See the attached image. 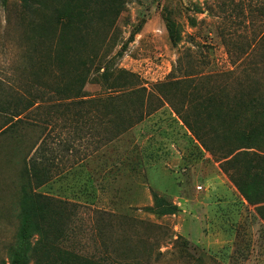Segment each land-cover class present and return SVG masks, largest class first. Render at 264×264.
Segmentation results:
<instances>
[{
	"label": "rangeland",
	"instance_id": "rangeland-1",
	"mask_svg": "<svg viewBox=\"0 0 264 264\" xmlns=\"http://www.w3.org/2000/svg\"><path fill=\"white\" fill-rule=\"evenodd\" d=\"M55 2L62 9L79 12L75 21L89 27V34L83 36L87 44L82 54L87 60L83 66L90 67L91 75L83 86L89 97L103 93V70L94 72L99 57L107 53L98 43L103 36L108 38V46L112 40L115 45L108 58L120 51L110 68L130 73L133 88L148 93H156L154 85L185 73L214 75L236 69L238 76L239 65H247L248 59L259 61L257 77L264 82V47L260 45L264 0ZM23 21L27 20L16 0H0V84L31 88L42 100H55L53 80L39 76L32 81L21 76L26 54L36 44L23 30ZM170 24L180 37L176 46L170 41ZM55 49L54 45L46 50L52 59ZM96 49L98 57L90 65L88 57ZM39 51L36 55L42 56ZM109 77L120 87L129 84L122 75ZM150 103V107H158L154 99ZM41 106L24 118L41 122L47 115L51 117L49 103ZM61 111L48 119L47 126L40 123L41 129L23 125L19 130L26 143L41 138V153L49 150V162L58 167L52 168L56 175L37 193L132 219V227L114 230V239L119 246L128 240L134 247V264H264V223L255 207L240 195L167 104L104 147L98 143L101 130L97 122L90 123L93 129L88 130L83 123L74 125L72 114ZM2 123L0 117V126ZM61 141L70 146L69 151L57 145ZM10 150L7 136H1L0 264L7 261V249L15 244L18 228L21 163L18 156L8 162L6 152ZM73 160L81 162L69 168ZM153 195L168 206L154 208ZM83 213L90 224L86 210ZM85 230L78 240L81 251L89 254L95 248L90 226Z\"/></svg>",
	"mask_w": 264,
	"mask_h": 264
},
{
	"label": "trees",
	"instance_id": "trees-1",
	"mask_svg": "<svg viewBox=\"0 0 264 264\" xmlns=\"http://www.w3.org/2000/svg\"><path fill=\"white\" fill-rule=\"evenodd\" d=\"M16 1L23 20H27L23 21V30L36 41L26 54L27 65L21 76L32 81L39 76L43 80H53L55 85L51 89L55 100L44 101L31 88L0 84V117L3 119L0 137L7 136L11 143V150L6 152L8 162L13 163L19 157L21 163L16 242L8 247L7 261L2 264H117L111 258L120 264H134V247L128 240L124 246H119L114 239V230L132 227V219L36 192L54 178L53 171L58 167L49 162V150L41 153V138L26 143L19 130L23 125L41 129L43 122L47 126L48 119L58 114L59 109L62 110L60 114H72L74 125L83 123L88 130L93 129L90 123L97 122L101 130L97 133L98 143L104 147L167 104L199 146L219 164L240 195L248 197L264 223V82L257 77L259 61L246 60L247 65H239L238 76L236 69L214 75L185 73L181 78L172 77L154 85L156 93H148L144 88H133L130 73L110 68L120 51L108 58V51L115 45L112 40L108 46V38L103 36L98 43L107 53L99 57L94 69L96 73L103 70V93L89 97L83 92V86L91 75L90 67L83 66L87 60H83L82 55L87 44L83 36L89 34V27L75 21L79 12L62 9L55 0ZM168 27L170 41L176 46L180 37L173 24ZM103 29L105 31L106 26ZM54 45L56 53L52 59L46 50ZM260 45L264 47V35ZM39 49L42 56L36 55L41 52ZM97 49L93 57H88L90 65L98 57ZM261 58L264 59V54ZM112 74L122 75L129 84L120 87L115 80H109ZM152 99L158 103L157 108L149 106ZM45 103L53 109L51 117L47 115L41 122L24 118ZM57 145L69 151L66 142ZM37 151L40 152L38 157ZM79 162L81 160H73L69 168ZM153 199L156 209L168 206L155 195ZM83 210L88 213L90 224L82 218L86 215ZM86 225L91 228L90 240L95 248L89 254L81 251L83 248L78 240L86 233Z\"/></svg>",
	"mask_w": 264,
	"mask_h": 264
}]
</instances>
